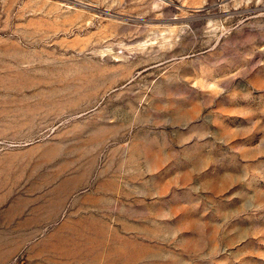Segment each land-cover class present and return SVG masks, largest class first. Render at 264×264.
<instances>
[{"label":"rangeland","instance_id":"1","mask_svg":"<svg viewBox=\"0 0 264 264\" xmlns=\"http://www.w3.org/2000/svg\"><path fill=\"white\" fill-rule=\"evenodd\" d=\"M0 264H264V0H0Z\"/></svg>","mask_w":264,"mask_h":264}]
</instances>
